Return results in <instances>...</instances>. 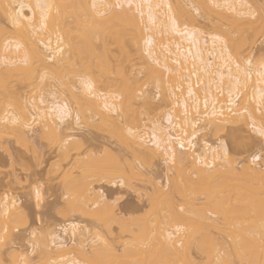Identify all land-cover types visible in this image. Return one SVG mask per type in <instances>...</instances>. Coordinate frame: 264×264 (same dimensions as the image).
Masks as SVG:
<instances>
[{
    "label": "bare ground",
    "instance_id": "1",
    "mask_svg": "<svg viewBox=\"0 0 264 264\" xmlns=\"http://www.w3.org/2000/svg\"><path fill=\"white\" fill-rule=\"evenodd\" d=\"M258 1L0 0V135L15 132L8 134L26 143L31 139L28 145L38 153L40 145L29 134L45 137L53 133L63 157L70 160V142L75 137L72 132L82 122L90 125L97 118L113 127L114 134L115 128L119 129V139L139 160L129 166L149 184L144 194L150 199L161 198L146 217L133 219L135 227L129 231L123 218L117 219L108 211L109 191L122 186L124 180L111 182L107 190L92 186L94 177L98 181L115 174L125 177L126 171L120 164L91 166L86 183H72L80 187H73L76 193L70 190L74 196L70 210L75 216L81 207L82 213L92 214L87 207L98 212L95 217L122 245V255L116 256L111 236L92 230L78 219L69 220L67 213V220L51 227L46 239H39L37 230H29L30 252L11 248L10 260L5 261V249L0 248V264H23L24 260L35 264L31 256L37 249L43 257L46 255V264H140L144 246L147 264H264V159L253 162L254 156L264 154V136L257 131L264 128V56L251 57L259 42L257 37L264 36V0ZM42 4L55 6L44 22L46 28L41 27L38 5ZM196 16L211 21L212 30L205 31ZM17 43L21 45L19 50ZM110 46L117 51L119 61L116 58L117 68L109 66L108 72L104 68L110 64L102 60H109ZM92 52L98 55L94 54L97 61L104 62L98 64L93 56L96 68L89 63ZM80 53L86 55L84 64L94 67H88L87 72L84 68V74L79 70V63H83L79 62L83 54L77 59ZM249 60L252 72L245 77L236 64L243 69ZM74 65L79 67L75 70ZM66 68L76 73L79 70V86L71 84V79L65 81L72 72ZM110 73L115 82L108 77ZM61 76L66 78L62 80ZM53 77L59 82L57 86L52 83ZM18 82L23 85L17 86ZM42 84L44 88L40 89ZM150 86L156 89L154 96L150 95ZM37 87L42 91L37 98L26 97ZM157 100L166 106L159 102L166 109L162 118H145L149 110L159 109L158 103L154 105ZM145 120L149 124L143 123ZM246 125L263 141L258 151L255 147L261 143L255 140L258 137L246 133ZM203 131L227 139L215 143L201 140ZM238 149L251 154L240 162L236 159L239 165L233 153ZM187 170L200 180L192 183ZM35 196L43 197L42 189H35ZM19 201L11 193L0 199V243L8 238L15 245L21 240L19 236H25L18 227L26 217L20 219ZM26 220L29 222V218ZM114 223L120 229L118 236H114ZM127 231L133 240H123Z\"/></svg>",
    "mask_w": 264,
    "mask_h": 264
},
{
    "label": "rangeland",
    "instance_id": "2",
    "mask_svg": "<svg viewBox=\"0 0 264 264\" xmlns=\"http://www.w3.org/2000/svg\"><path fill=\"white\" fill-rule=\"evenodd\" d=\"M260 1H258V2H260ZM206 16H204V17H206ZM199 17L200 16H198L197 18H199ZM204 17L203 18L200 17V20L198 21L199 25L202 24L204 26L205 31L206 30L211 31L212 30L211 27L213 25L209 26V24H212V22L210 21L211 22L210 23L209 20H205ZM206 19H207V17H206ZM200 21H201V23H200ZM213 30H214V28H213ZM212 32H214V31H212ZM263 38H264L263 35L261 36V38L257 37L256 40L259 42L257 44L255 43V45H254L255 48L253 47L254 49H252V51L250 50L252 52V54H251V52H249V50L247 51L252 55V56L251 55L250 56L254 59H256L258 57L261 58L264 56V39ZM111 47L112 46H110V48ZM113 47L115 48L114 45H113ZM100 48L102 49V47H100ZM100 48H98V50ZM101 49L99 51L104 52V50L102 51ZM115 49H112V51L109 49L110 50L109 55L106 52L103 53V54H105V56H106V54L108 55L107 58H109V60L108 59L106 60V58L104 57L106 61L104 59L102 61H104V62L108 61L107 65L108 64H110V65H108L107 67L105 66L106 68H104L103 65H101V66H102V68L106 69L108 72L111 70L109 66H112V69H113V66H115L117 68L116 64H118L117 63L118 57L115 56L116 55L115 52H117V51H115ZM98 50H95V51H98ZM106 51H108V50H106ZM101 52L100 53L97 52L99 54V56H100ZM249 53H246V54L249 55ZM81 54H83V56H81ZM94 54L95 53H93V55L91 54V56L89 55L91 57V60H89L90 64L95 62V61H92ZM84 55H85V53H80L77 57V59H78L81 56L80 60L79 59L78 60H79V62L83 61V63L82 62L79 63V64H82V65H80L82 69L79 67V65L78 66L74 65L75 70H76V68L79 67L80 73H82L84 71L83 70L84 68H85V72H87L88 67L89 68L91 67L92 69H94V67H95L94 66L95 63H93L94 67H92L91 65L89 66V63L87 61L90 57L89 58L87 57L88 59L86 62L88 65L86 64L87 65V67H86V65L84 64L86 55L85 56ZM95 55L98 56L97 54H95ZM101 56H102V54H101ZM82 58H83V60H82ZM94 58H95V56H94ZM116 58H117V60H116ZM75 59H76V57H75ZM101 59H102V57H101ZM95 60H96V58H95ZM73 61L77 63L76 60L73 59ZM73 61L71 60V62H73ZM102 61L96 60V62H99L98 64H100ZM104 62H102V64ZM69 65H71L70 62H69ZM72 66H69V68ZM66 67H68V64ZM99 67H100V65L98 66V69H99ZM69 68H66L68 71H72V72H69V73H71L69 78L67 77V79H65L66 77L65 78L63 77L65 75L62 74L63 76H61V79L63 77L62 80L65 79L66 82H68L71 79V82H72L71 84L74 83V85L79 86V82H77L78 81L77 76H80V74H78L79 70H77V73H76L74 69L70 70L71 68L70 69ZM108 68H109V70H108ZM138 68H140V67H138ZM73 70H74V72H73ZM68 71L65 70L64 72H68ZM72 73L73 74L75 73V74L73 75ZM83 74H84V72H83ZM107 74H109V73H107ZM110 75H112V73H110ZM66 76H68V75H66ZM113 76L114 75H112L111 77L110 76H108V77L112 78L110 80L114 81ZM49 81L50 80L48 79V82ZM48 82H46V83L48 84ZM52 83H53V85L55 84V86H57V84L59 82L56 83V80L54 79V81H52ZM16 84H17V86H18V84L23 85L21 82H18ZM21 85H19V86H21ZM43 85L44 84H42V86L40 85V87H41L40 89L44 88ZM72 86L70 85V87H72ZM17 88L19 89L20 87H17ZM152 88H154V87L153 86L148 87V89H150L152 91V94H150V95L154 96V94L156 92H153V91H156V89L152 90ZM21 89H24V90H20V91H21V93L23 92V94L25 95V92H24L25 87L24 88L22 87ZM26 89H27V87H26ZM38 89L39 88L37 87V89H35L37 91H33V94L31 93L29 96H26V97H29V99H30V97L31 98L32 97L37 98V96H39V94H40L39 93L40 90L38 91ZM148 89L145 88V90L147 92L149 91V93H151V91ZM28 90L29 89H27V91ZM40 92H42V91H40ZM28 94L26 93V95H28ZM224 95H225V93H224ZM224 95L222 96V94H221V97L220 96L219 97L221 99H222V97H223V99H225L226 95H225V98H224ZM160 101H162V100H160ZM160 101L159 100L155 101L154 105H155V103H158L159 105L161 103L163 105L164 102H160ZM239 104H241V100H240ZM72 106L74 109H76L75 105H72ZM156 106L157 105H155V107ZM163 106H164V108L166 107L165 104ZM163 106L161 107V105H160L159 109L157 107H156V109L153 107L154 109H151L152 111L147 110L149 113H147L148 115H145L146 116L145 118H147V119L148 118H162V115L164 113L163 111H166V109L163 110ZM239 107L240 106L238 105L237 110ZM91 122H92L91 123L92 125L88 124L89 126L86 125V123L82 122L80 127L76 128L75 131L72 132V135H74L75 137L70 142L71 148H72V154H73V157L70 160H67L66 158L63 157V154L59 150L60 149L59 145L56 142L55 136L53 133H49L45 137H37L36 133H34V132L29 134L30 136L35 137L32 141H34L37 146L40 145L39 147L41 149L36 146L39 150L38 153L34 152V150L32 148L34 146L32 144H31V146L28 145V143L29 144L31 143V142H29V141H31V139H29V141L26 143L25 141L20 140L15 135L14 136L9 135V134H14L15 132L14 133L8 132L9 134L3 133L2 136L0 135V192L4 191L3 192L4 195L6 193L7 194L11 193V195L13 194L15 197H17L18 200L20 199L19 203L21 204L22 209L20 208L21 212L20 211L19 212H20V215L21 214L22 215H21V217L20 216L19 217L21 219L26 214L25 216L27 217V215H28V218H29V220H28L29 222H27L26 219H28V218H26V217L23 218V220L21 219L20 224L22 221L23 222L22 224H24V225H20V224H19L20 226L18 225V227L21 228L20 231L22 233H24V231H25V233H24L25 236L21 233V235H23L21 237H23L24 240H23V238H21L19 236L20 233H18V236L21 240L16 241L13 238L14 242L15 241L17 242L15 245H14L13 241L12 242H9L10 240L7 241L8 238L7 239L5 238L4 240H2L3 241L2 243L6 244L7 242H9V243H11V245L7 243V245L4 246L2 243H0V248L2 249V247H3V251L5 249L3 254L6 253V255L4 256V259L6 258L7 261L10 260L9 255H11L13 253L14 247H16V248L19 247V250L23 249L22 250L23 252L21 251V253L30 252L31 244L28 243L29 242L28 240H30L31 238L29 236L30 235L29 230L30 231H31V229L37 230L36 233H37L38 238L42 239V238H45L47 236L48 230L51 229V227L56 228L57 225H61L62 223H64V221L67 220L68 217H70V218H68L69 220L71 218L72 219H74V218L78 219V220H80V222H84L85 225H88L92 230L97 231V232L100 231V233H103V235L105 234V236L108 235L107 232H105V230L103 229V225H102L101 221H99L98 218L95 217V216L98 217V214H97L98 212L95 213L94 209L92 207L91 208L87 207V208L89 209V211L92 212L93 215L91 213H86V212L82 213L81 212L82 207L80 209L81 211L78 210V211H80L81 214L80 213L76 214V216H75V214L73 215L72 210H70V206H72L70 204L73 201V200L71 201V196L74 199V196L72 195L73 193L71 194L70 190H71V192L73 191L76 193L78 190H73V187H76V188L80 187V186H72L73 185L72 183L74 181L78 184L81 182V185H82V182H84V181L86 183L87 182V179L85 177L87 174L86 172L88 171V168H90L91 166H100V165L106 166L107 165L109 167H116V165L118 166V164H120V167L126 171L125 177L121 174H115V175H112V177L101 180V181H98V178L94 177V180H96V181L92 184V186L97 187V188L104 186L105 190H107L106 186H109L111 182L119 183L122 179L124 180V184L122 186L118 187L116 190L109 191L108 194H109L110 199L108 201V211L111 215L114 214L115 218H117V219L123 218L126 221V224H127L126 227L127 226L129 227V228H127V230L131 231L130 229L135 227V225L133 223V219L139 218V217L140 218L146 217L147 213L154 206H158L161 203L160 196L152 197V199H150L149 197H147L144 194V191H145V189L148 188L149 184L145 180L138 177V175L136 173L133 174L132 171L130 170L129 164L134 163V162L137 163V162H139V160H136L132 156L131 150L129 149L130 147L128 148V146H126V143L119 139V138H121L118 135L119 129L116 130V128H115V134H116L115 135L113 132L114 130L112 129L113 127L111 128L109 125L103 124L101 121L99 122L97 120V118L95 120H92ZM143 123L149 124V120L148 121L145 120ZM36 127H37V125H34V129H36ZM121 127L123 128V125ZM125 128H126V125L124 126V129ZM245 128H246V131H248V132H246V133H248V135L249 134H251V136L253 135L254 139H255V137L256 138L258 137L253 132V129L251 128V126L246 125ZM141 129L143 130V128H141ZM209 133L210 132H208V134ZM4 134H7V135H4ZM208 134L206 135V131L205 132L203 131L199 137H201L200 138L201 140L203 138H205L206 140H209L210 142H214V141L219 142L218 139H220V138L221 139L222 138L227 139L226 136H222V135L221 136H219V135L214 136L213 134L212 135H210V134L208 135ZM16 135H20V134L16 133ZM38 136H39V134H38ZM117 136H119V137H117ZM255 140H257V142L261 143V146H259L260 144H258V146L255 147V150L258 151V149H260V147H262L263 141L260 140L259 137ZM258 140H260V141H258ZM36 147H35V149H36ZM117 149L122 150V151L121 152L118 151L119 153L117 154L115 152V151H117ZM240 149H242V147ZM261 149H262V151H264V145ZM244 150L245 149H243V152L239 151V149H238V151L237 150L234 151L233 152L234 153V159L235 160L237 159L239 161L240 159L241 160L244 158L247 159L246 157L249 158V156L251 154L247 153L246 151L244 152ZM97 151L98 152L100 151L101 153L97 155L96 154ZM120 154H121V156H120ZM263 156H264V154H263ZM124 157H126V158H124ZM238 161H237V163L239 165L240 161L239 162ZM190 173L191 172H189V170H187L186 175L188 174V177H190V176L193 177L191 179L192 183H195V182H193L195 179L200 180V178L194 176L195 174L191 173L192 174L191 175ZM190 178H189V180H190ZM76 183H74V185ZM85 183H83V184H85ZM71 186H72V189H70ZM35 189H42L43 197L37 198L35 196ZM3 193H2V195H0V199H1V197L2 198L4 197ZM23 212H24V214H23ZM180 212L185 213V212H182V210ZM67 213L70 216L68 215L67 218H64L67 216V215H65ZM18 220H19V218H18ZM15 226H17V225L15 224ZM112 226H113V228H115L114 236L120 235V229L118 228V225L114 223ZM14 233H16V232H14ZM16 234H14V236ZM18 236L16 235V237H18ZM93 236H95V234H93L92 237ZM108 236H111L110 238H113L112 235H108ZM25 237H26V239H25ZM122 239H123V237H122ZM123 240L124 241L125 240H128V241L133 240L131 232H128V234L126 233V235L124 234ZM37 241L41 242L38 239H37ZM42 241H45V240H42ZM110 241H111V239L109 240V242ZM116 241L118 242L117 239L114 240V238H113V241L111 242L112 243L111 246L112 247L114 246L113 248L115 249L116 256L118 255L120 257V255H122V252H123L122 247H121L122 245L121 244L119 245V243H117ZM88 247H90V246H88ZM7 248H9V249L7 250ZM16 248H15V251L18 252V249L16 250ZM10 249H11L12 253H11V251H9ZM39 249H42V248H39ZM143 249L145 252L142 255V258H141L142 260H141L140 264H147V260H146L147 246H144ZM24 251H26V252H24ZM193 251L195 252L194 249H192V252ZM41 252H42V250H41ZM14 253H16V252H14ZM18 253H16V254H18ZM195 255H196V253H194V256ZM197 255H198L197 257H199L198 253H197ZM53 256H56V255H53ZM91 256L92 257H90V256L89 257L90 258L94 257V255H91ZM31 257H33V259H32L33 262H31V263L46 264L45 260H47V259H45V260L43 259L44 258L43 254H41L40 252L38 253V249H37V251L35 250V252H33ZM54 258L57 259V256ZM6 259H5V261H6ZM132 260L129 259V261H132ZM6 264H9V262L8 263L6 262ZM129 264H130V262H129ZM131 264H133V263H131Z\"/></svg>",
    "mask_w": 264,
    "mask_h": 264
},
{
    "label": "snow or ice",
    "instance_id": "3",
    "mask_svg": "<svg viewBox=\"0 0 264 264\" xmlns=\"http://www.w3.org/2000/svg\"><path fill=\"white\" fill-rule=\"evenodd\" d=\"M38 7H39V9H40V11H41V21H42V23H41V27H42V28H46V27H47V24L44 23V22H46V21L49 19V16H50V14L52 13V11H53V9H54L55 6L52 5V4H42V5H38ZM95 7H96V5L94 4V5H93V8H95ZM9 43H11V41H9ZM6 47H7V45H6ZM16 47H17V50H19L20 47H21V45H20L19 43H17V44H16ZM59 51H60V52H63V48H59ZM25 63H27V61H25ZM262 67H264V64H262ZM236 68H237V71L243 73V75H244L245 77H250V74H251V72H252V62L249 60V61L247 62L246 67L243 68V69L241 68L240 64H236ZM229 71H231V70H229ZM261 75H262V77H264V73H261ZM45 76H47V73H45ZM43 78H44V77H42V79H43ZM54 78H55V77H53V79H54ZM82 82H83V81H82ZM89 93H91V86H90V85H89ZM237 98H238V97H237ZM63 108H64V109H67V104H64V105H63ZM54 110H55V108H54ZM229 111H231V109H229ZM77 119H79V118L77 117ZM257 131L259 132V135H260V136H264V128L258 129ZM129 134H130V135L132 134L131 131H130ZM180 147H181V148L184 147L183 143L180 144ZM261 159H264V156H254V157H253V162L255 163L256 160H261ZM182 210H183V209H182ZM176 231H177V232H180L181 229H180V228H177ZM54 238H55V237H54ZM168 239H169L170 242L172 241V235H171V234H169ZM23 264H30V262L27 261V260H24V261H23ZM75 264H82V262H80V261H76Z\"/></svg>",
    "mask_w": 264,
    "mask_h": 264
}]
</instances>
